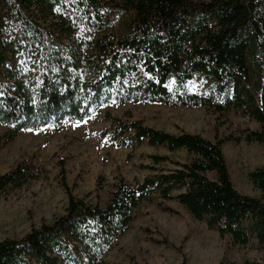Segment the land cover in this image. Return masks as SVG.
I'll return each instance as SVG.
<instances>
[{"label":"trees","instance_id":"obj_1","mask_svg":"<svg viewBox=\"0 0 264 264\" xmlns=\"http://www.w3.org/2000/svg\"><path fill=\"white\" fill-rule=\"evenodd\" d=\"M196 79L202 92L189 88ZM113 102L237 109L259 126L244 141L264 146V0H0V125L10 140L83 122ZM111 121L112 142L185 150L192 159L135 184L119 179L104 207L73 197L62 178L64 215L0 241V264H123L106 263L105 255L155 194L235 246L252 238L264 246V165L248 175L260 196L243 195L231 183L221 140ZM35 178L20 163L0 175V194Z\"/></svg>","mask_w":264,"mask_h":264},{"label":"rangeland","instance_id":"obj_2","mask_svg":"<svg viewBox=\"0 0 264 264\" xmlns=\"http://www.w3.org/2000/svg\"><path fill=\"white\" fill-rule=\"evenodd\" d=\"M208 1V0H194ZM193 92H202L196 79ZM140 121L146 127L171 134H197L211 142L221 140L230 180L237 192L259 197L249 174L264 165V146L246 143L249 132L259 126L239 110L217 113L207 107L166 106L150 102H115L96 108L83 122L62 128L46 126L20 131L9 139V129L0 125V175L20 163L33 168L35 180L17 190L0 194V241L21 239L32 228L51 224L64 215L70 194L88 204L104 207L119 179L129 184L157 172L175 169L174 162L189 163L185 150L169 152L143 143L122 146L112 142L111 119ZM108 130V131H107ZM166 158L155 164L152 157ZM214 179L213 175H208ZM180 191L172 192L175 197ZM170 208L166 212L163 208ZM106 263L128 264H244L264 263V246L255 238L244 246L232 244L197 221L176 200L163 201L158 195L140 202L133 221L104 258Z\"/></svg>","mask_w":264,"mask_h":264}]
</instances>
